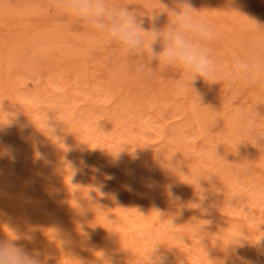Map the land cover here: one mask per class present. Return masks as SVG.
Here are the masks:
<instances>
[{
    "label": "bare ground",
    "instance_id": "bare-ground-1",
    "mask_svg": "<svg viewBox=\"0 0 264 264\" xmlns=\"http://www.w3.org/2000/svg\"><path fill=\"white\" fill-rule=\"evenodd\" d=\"M190 2L217 33L208 46L223 69L264 62V32L246 18L264 23V0ZM86 32L55 0H0V148L15 154L0 158V239L9 227L33 236L19 243L47 264H151L152 252L168 264H264V196L253 195L264 147L237 119L257 113L264 131V77L198 80L199 102L175 70L138 75V60Z\"/></svg>",
    "mask_w": 264,
    "mask_h": 264
},
{
    "label": "clouds",
    "instance_id": "clouds-1",
    "mask_svg": "<svg viewBox=\"0 0 264 264\" xmlns=\"http://www.w3.org/2000/svg\"><path fill=\"white\" fill-rule=\"evenodd\" d=\"M159 2L161 8L153 10L151 15L142 14L131 5H121L115 0H55V7L61 15L71 17L74 23L85 25L87 32L84 35L95 45L113 48L126 59L138 60L135 64L138 75H149L157 69L162 73L175 70L179 73V86L189 87L199 102L201 94L195 87L198 80L217 84L243 78L247 84L254 85L264 77V62L259 60L237 58L231 68L221 67L208 46L217 33L197 14L199 11L190 0H171V6L164 0ZM161 16L166 17L163 26L158 24ZM145 17L150 24L147 28L144 27ZM246 18L253 30L264 32V23ZM259 117L257 113L255 117L237 113L242 133L260 149L264 147V131L259 130ZM0 158L14 161L12 146L0 148ZM253 195L264 196V190H254ZM3 231L0 264H47L40 248L29 250L19 243L24 239L34 243L33 236L26 237L11 227ZM149 259L151 264H168L165 253L152 252Z\"/></svg>",
    "mask_w": 264,
    "mask_h": 264
},
{
    "label": "rangeland",
    "instance_id": "rangeland-1",
    "mask_svg": "<svg viewBox=\"0 0 264 264\" xmlns=\"http://www.w3.org/2000/svg\"><path fill=\"white\" fill-rule=\"evenodd\" d=\"M24 44L26 45L27 50L28 51L30 50V53L32 51H35V52H37V53L40 54V57L47 59L48 54L45 51L42 50V47H41L40 44H36V42H34L33 40H28V39L25 40V43ZM19 61L20 62H23L24 61V64H26L29 61L27 59V54L26 53L25 54H22V56H21V58H20Z\"/></svg>",
    "mask_w": 264,
    "mask_h": 264
}]
</instances>
